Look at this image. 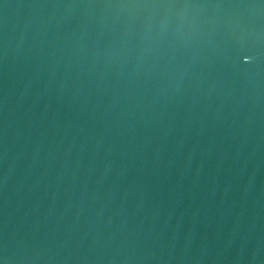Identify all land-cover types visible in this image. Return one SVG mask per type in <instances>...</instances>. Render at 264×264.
Listing matches in <instances>:
<instances>
[{
    "label": "water",
    "instance_id": "water-1",
    "mask_svg": "<svg viewBox=\"0 0 264 264\" xmlns=\"http://www.w3.org/2000/svg\"><path fill=\"white\" fill-rule=\"evenodd\" d=\"M0 264H264V0H0Z\"/></svg>",
    "mask_w": 264,
    "mask_h": 264
}]
</instances>
